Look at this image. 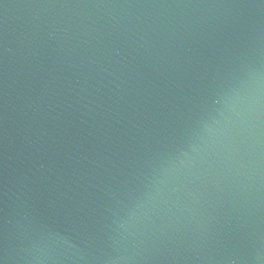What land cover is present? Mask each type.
<instances>
[{"label":"water","instance_id":"obj_1","mask_svg":"<svg viewBox=\"0 0 264 264\" xmlns=\"http://www.w3.org/2000/svg\"><path fill=\"white\" fill-rule=\"evenodd\" d=\"M0 264H264V0H0Z\"/></svg>","mask_w":264,"mask_h":264}]
</instances>
